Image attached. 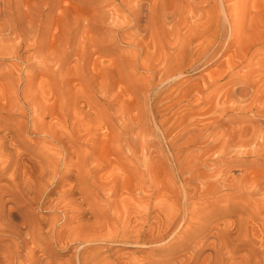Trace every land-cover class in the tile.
<instances>
[{"label": "bare ground", "instance_id": "6f19581e", "mask_svg": "<svg viewBox=\"0 0 264 264\" xmlns=\"http://www.w3.org/2000/svg\"><path fill=\"white\" fill-rule=\"evenodd\" d=\"M54 4L45 10L55 8ZM242 7L248 8L247 14L238 12ZM45 10L31 6L30 0H0V60L13 53L21 59L17 45H10L17 42L12 34L16 39H27L25 42L34 39L33 46L37 43V29L25 18L33 15L41 21ZM76 11L82 29L95 21L107 25L106 41L112 37L117 40L119 35L127 39L121 30L135 25L134 39H127V44L138 53L145 43L156 47L154 60L158 63L143 66L148 73L143 79L148 93L145 111L163 136L168 133L163 112L172 110L185 97L174 95L172 89L185 76L204 71L221 59L218 74L210 73L203 86L222 91L221 125L234 123L238 129L227 128L218 134L214 130L219 127H212V153L205 154L201 165L227 164L233 170L206 174L197 167L187 179L178 174L173 183L178 191L176 200L173 206L158 211V217L163 215L164 219L155 223L148 162L137 180L131 176L122 180L113 171L100 180L98 174L110 170L111 162L66 158L26 141L25 133H47L41 113L47 114L49 103L42 104L31 94L28 73L38 70L34 63L28 62L26 71L22 65L14 66L17 72L13 73L7 66L4 69L10 73L0 74L6 78L1 89L15 95L25 81L26 88L24 97L0 98V264H55L46 257L57 251L69 252L62 264H264V174L249 173L245 167L264 161V0H95L84 2ZM82 29V51L72 47L69 52V58L75 59V70L87 64V37ZM51 45L45 51L53 50L54 43ZM38 52L44 49L39 47ZM64 52L53 58L35 57L40 70L45 72L43 66L50 68V63H55L61 71L62 62L68 60ZM50 72L56 76V71ZM59 76L64 83L63 73ZM99 78V85H103L104 78ZM72 98L68 94L65 100L56 101L63 116L70 115ZM79 99L84 105L81 113L90 117L84 111L92 106L90 99L84 95ZM191 108L180 114V121L195 119L198 110ZM11 115L16 118H9ZM188 126L187 133L201 138L209 130L207 124ZM65 139L74 144L87 142L62 132L58 142ZM141 140L148 150V134H142ZM178 142L166 141L173 147L179 146ZM126 159L128 166L139 164L129 156ZM193 182L200 183L197 193L202 205L197 208L189 207L195 196L187 186ZM141 198L144 200L138 202ZM213 230L215 242L208 243L204 239ZM101 245L106 246L102 249ZM123 247H132L134 252L126 257L120 253ZM206 250L210 252L204 256ZM156 251L163 255L153 257ZM176 255L184 257L177 259Z\"/></svg>", "mask_w": 264, "mask_h": 264}, {"label": "rangeland", "instance_id": "374dc122", "mask_svg": "<svg viewBox=\"0 0 264 264\" xmlns=\"http://www.w3.org/2000/svg\"><path fill=\"white\" fill-rule=\"evenodd\" d=\"M94 1L36 0L35 3V0H30L31 6L44 7V10L55 2V8L45 10L41 21L33 15H28L29 17L25 18L28 24L31 20L30 24L37 29L34 35L37 38V43L33 46L34 39L25 42L27 39H16L15 35L12 34L11 36L17 42H11L10 45H17L19 48L17 53L21 59L17 60L14 57L16 53L7 55L4 60H0V74L8 75L10 73L8 69H4L7 66L12 68L11 73L17 72L16 69L20 68L21 65L23 70L26 71L28 62L34 63L38 69L36 72L28 73L29 77H31L29 84L31 94L36 96L42 104L49 103L47 105L49 110L47 114L43 111L41 113L45 117L43 129L47 133H44L43 136L32 135L30 132L25 133L26 141L32 146L40 144L45 146L51 153H62L66 158L76 159L79 156L81 158H98L111 162L110 170L104 169L98 174L100 180H106L105 178L109 175V171L120 174L122 180L129 178V176L132 177L130 179L137 180L141 174L145 173L144 163L148 162L149 174L152 177L154 186L152 194V208L155 211L153 213V221L157 223L164 219L163 215L158 217V211L163 210L164 206H173L176 200L178 191L173 187V183L177 180L178 174L187 179L190 176V172L197 167L198 172L206 174L233 170L227 164L217 165L210 163L213 165L212 167L201 165L205 154L212 153L209 152L214 146L213 135L210 136L212 127H219V129L214 130V132L218 131V134H223L227 128L238 129V126L234 123L225 126L221 125L222 118H220L219 100L222 96V91L215 92L213 89H207L203 86L204 79H207L210 73L218 74V65L221 59L204 71L185 76L172 89L174 95H183L185 97L181 96L179 105L172 110L163 112L167 116L164 125L168 132L166 136H163L153 127V121L149 120L145 111L148 93L146 92L143 79L148 73L143 66L147 67L158 63L154 60L156 47L152 46L153 43H150L149 46L145 43L143 50L138 53V49L127 44V39L129 41L134 39L135 25H127L128 27L125 30H121L120 34L127 37L125 40H122L119 35L117 40L112 37L106 41L105 29L107 25L104 23L95 21V23L90 26L86 25L85 29H82L83 22L81 20L76 21L78 14L76 9L79 10L84 2L93 3ZM236 1L238 0H234V2ZM65 6H69V9L64 10ZM87 10H92V7H88ZM247 10V7H242L238 12L247 14ZM50 22L51 24L49 25ZM81 29L85 30L83 35L87 37L88 58L86 60V68L78 65L75 70V59L74 57L69 58V52L71 53L72 47H75L77 52L82 51ZM256 29L262 32L261 28L257 27ZM139 42H141V39ZM52 43H54V49L50 52L45 51L47 46H52ZM39 47H42L44 52L39 53ZM108 49L110 52H108ZM59 51H65L63 56L68 59L62 62V70H58L57 64L49 62L52 66L50 68L43 66L45 72L41 71L40 68L42 66L38 64V60L35 57L53 58L59 55ZM50 71H56V76ZM113 71L118 75L113 73ZM60 72L63 73L64 83H61ZM99 75L104 78L103 85H99V82H102ZM4 82H6V78H0V98L4 99L6 97L4 101H8L18 94L19 96L22 94V97H24L26 81L22 82L19 93L15 95H10L8 89L6 91L1 89V84ZM68 82L69 84L66 86ZM201 87L204 88L202 93L199 92ZM105 93L106 97L104 96ZM68 94L73 97L69 100V105L71 106L69 109L70 115L63 116L56 105V101L65 100ZM83 95L84 97L87 96L91 101L92 106L84 108V111L89 113L90 117L81 113L80 110L81 106L84 107L79 99ZM26 97L28 100L30 95L26 93ZM209 97L211 98L206 102ZM115 100L118 105L115 104ZM53 102L54 105L51 104ZM75 103H79V105H75ZM43 106L40 105L41 108ZM161 107L164 108V106ZM191 107L198 110V115L195 119H187L185 122L180 121V114H186V108ZM15 116L11 115L8 117L14 119L16 118ZM98 116H101V119ZM217 118L219 119L214 121ZM206 124L209 130L202 138L198 134L187 133L190 128L188 125H191L192 128H201ZM62 132L67 136L81 137L87 142L83 141V143L74 144L69 139L58 142ZM144 133L148 134V138L151 141V145H148V150L144 149L141 143V136ZM42 137L45 140H42ZM167 139L169 143L173 140L179 141V146H169L166 143ZM186 142L189 143L185 144ZM147 152L149 153L148 156H146ZM175 154H177V157L174 156ZM126 156L131 157L139 164L128 166L125 163L127 160ZM254 159L251 158L249 160ZM258 161L256 162L257 167H255L256 165L253 167L245 166L247 172L263 175L264 161ZM239 168L243 169L244 167ZM187 187L190 195L192 197L195 196L194 203L190 202L189 207L197 208L202 205V197L197 193L200 189V183L193 182ZM143 200L141 198L138 202ZM214 233L215 230L211 231V234L204 240H207L208 243L215 242ZM105 246L101 245L100 248L104 249ZM133 252L134 249L132 247H123L120 253L125 254L127 257ZM209 252V250H206L204 256H207ZM68 254L69 252L57 251L48 255L46 259L55 264H62ZM161 255H163V252L156 251L152 256L158 258ZM176 256L177 259L184 257L183 255Z\"/></svg>", "mask_w": 264, "mask_h": 264}]
</instances>
